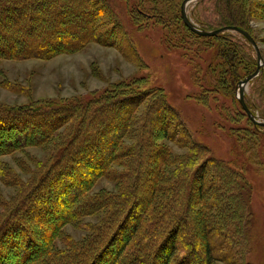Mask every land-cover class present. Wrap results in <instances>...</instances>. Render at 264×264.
Listing matches in <instances>:
<instances>
[{"label":"trees","instance_id":"obj_1","mask_svg":"<svg viewBox=\"0 0 264 264\" xmlns=\"http://www.w3.org/2000/svg\"><path fill=\"white\" fill-rule=\"evenodd\" d=\"M126 1L131 4L132 18L139 22L155 19L164 28L175 24L164 0ZM153 2V8L147 6ZM160 2L168 11L159 6ZM113 3V0H0V59L49 58L82 48L91 41L113 43L107 38L115 39L116 29L121 31L126 44L127 34ZM181 3L177 17L188 36L220 40L228 65H234V59L242 55L247 64L257 67L258 57L248 53L253 48L243 34L238 32L249 48L236 43V38L229 34L200 35L184 23ZM250 5L251 0H198L189 16L205 30L234 25L253 35L247 23ZM101 10L104 12L100 14ZM99 14L101 18L96 22L94 18ZM262 78L264 68L255 80ZM112 88L101 94L94 92L89 98L61 103L0 106V175L9 170L1 160L3 154L23 152L34 145L53 153L40 175L29 182L21 179V183L16 182L23 186L24 194L9 204L0 220V264H191L199 250L194 251L193 241L188 248L179 239L180 232L187 235L192 232L205 245L199 258L201 264H247L238 259L246 254L240 233L249 219L244 213L249 202L238 172L215 156L207 144L198 146L193 142L187 130L175 126L168 130V126L165 137L193 149L187 161L180 160L169 148L155 143V133L149 130L154 123L148 126L149 120L144 122L136 115L138 108L147 102L149 92L123 85ZM250 96L253 101L246 100L249 108L253 112L257 109L264 118V108L256 103L253 92ZM152 103L149 101L148 107ZM161 107L171 112L173 109L166 104ZM153 109L150 106L148 114ZM155 112L161 113L157 109ZM250 121L254 130L260 132L262 126ZM199 156L204 157L197 160ZM30 159L41 165L35 158ZM115 163L123 166L122 171L115 168ZM206 167L217 173L219 186L211 187V181L204 179L208 175ZM202 169L198 205L203 207L197 206L198 215L194 217L190 210L191 193ZM102 176L125 184L117 202L113 203L114 196L104 190L92 191ZM226 192L229 199L222 202L221 196ZM108 206H112L109 211ZM93 214L104 215L98 223L87 227L89 236L70 242L65 224L79 223ZM134 214L135 220H131ZM229 219L231 227L224 233L220 224L225 225ZM190 224L194 229L189 228ZM137 232L142 238L131 247ZM167 245H170L168 253L160 261Z\"/></svg>","mask_w":264,"mask_h":264},{"label":"rangeland","instance_id":"obj_2","mask_svg":"<svg viewBox=\"0 0 264 264\" xmlns=\"http://www.w3.org/2000/svg\"><path fill=\"white\" fill-rule=\"evenodd\" d=\"M113 1V7L123 24L122 30L127 34L126 44L123 43L121 31L116 29L118 36H114L115 39L107 38L113 40V43L91 41L82 48L62 51L49 58H2L0 106L61 103L73 98H89L92 93H104L115 85L148 91V100L138 108L136 115L139 120L144 119V122L149 120L148 126H151V122L154 123L149 130L155 133V143L169 148L180 160L187 161L193 149L164 136L168 126V130L172 126L178 130L185 129L193 142L207 144L215 156L224 159L241 176L242 186H245L244 193L249 202V208L244 213L249 219L244 222L246 227L240 233L246 254L238 259L241 263L245 261L247 264H264V126L261 125L260 132L254 130L251 118L238 98L239 82L256 67L247 64L242 55L234 59V65H228L222 55L224 43L220 40L188 36L180 28L183 24L177 17L182 0H164L169 11L162 2L159 3V6L173 17L175 23L165 28L155 19L139 22L136 17L132 18L131 4L128 1ZM196 3L197 1L190 3L188 13ZM154 4L153 2L147 6L153 8ZM99 9L103 7L100 6ZM103 12L101 10L100 14ZM100 14L98 17L94 16L96 22L100 20ZM247 23L259 44L264 65V0H251ZM220 34L232 35L236 38V43L247 45L249 48L245 38L240 36L238 31L227 30ZM251 47L253 52L251 49L248 53H253L256 58V50L253 45ZM255 78L246 85L245 99L251 103L253 99L250 94L253 92L257 98L256 103L264 108V79L256 81ZM149 101L153 103L148 107ZM164 104L174 110L171 112L169 109H163L161 105ZM150 106L154 109L148 114ZM156 109L161 113H156ZM253 110L259 120H264L257 109ZM52 155L50 149L35 145L27 147L23 152L2 155L3 165L9 170L2 171L0 175V220L5 217L9 204L24 194L21 192L23 186L16 182L20 179L22 182L32 181L41 174L42 166L50 161ZM30 157L35 158L41 165L33 159L31 161ZM203 157L199 156L197 160H202ZM114 166L122 171L123 166L117 163ZM205 171L210 176L206 175L204 179L211 181V187L219 186L214 169L206 167ZM201 176L203 169L198 171L191 193L193 206L190 210L194 217L198 215V207H203V204L198 205V184L201 182ZM119 183L120 181L102 176L98 178L92 191L98 193L104 190L114 196V203L125 187V184L121 183V186ZM229 196L227 192L222 194V202H227ZM163 201L164 197L161 202ZM111 207L108 206V211ZM103 215L93 214L84 217L79 223L65 224L67 239L73 243L89 236L87 227L98 223ZM134 217L135 214L131 220H135ZM224 224H220L222 228L219 229L225 233L232 222L229 219ZM188 226L194 229L193 225ZM196 229L199 230L198 227ZM140 232L136 233L131 247L136 246V242L142 238L138 237ZM192 235V232H188V235L180 232L178 237L188 248L191 247V241L196 244V248L191 249H198L199 252L194 253L191 264H201L199 258L205 245ZM57 242L64 246L61 240ZM169 246L162 251L160 261L168 253Z\"/></svg>","mask_w":264,"mask_h":264},{"label":"water","instance_id":"obj_3","mask_svg":"<svg viewBox=\"0 0 264 264\" xmlns=\"http://www.w3.org/2000/svg\"><path fill=\"white\" fill-rule=\"evenodd\" d=\"M196 1H198V0H182V3H181V15H182L183 21L192 31H194L200 35L211 36V35H218L224 31H227V30H234V31H238L239 33L243 34L251 42V44L254 46L256 53H257V57H258V65H257L254 72L250 73L249 75H247L245 78H243L239 82L238 98H239V101L242 104L243 108L245 109V111L247 112L249 117L252 119V121L255 124L264 126V120H259L257 118L258 116H256V114L253 113V111L249 108V106L246 102V99H245V89H246L247 83L250 80H252L253 78H255L257 75H259L261 68L264 66L263 65V55L261 53V50H260V47H259L257 40L249 31H247L243 28H240L238 26H234V25H227V26H223V27H220V28L214 29V30H205V29L199 27L190 18L189 13H188V6L190 5V3L196 2Z\"/></svg>","mask_w":264,"mask_h":264}]
</instances>
